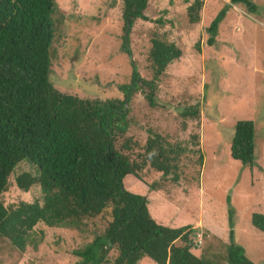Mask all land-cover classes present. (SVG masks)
<instances>
[{"label": "rangeland", "instance_id": "1", "mask_svg": "<svg viewBox=\"0 0 264 264\" xmlns=\"http://www.w3.org/2000/svg\"><path fill=\"white\" fill-rule=\"evenodd\" d=\"M191 1L149 0L143 12L147 21H135L128 32V58L121 52L119 0H55L53 18L60 20L61 37L52 41L56 60L50 66L51 81L60 93L79 99H121L118 87L130 83V61L141 79L151 78L145 63L151 34L172 43L181 55L156 82L155 106L149 107L136 93L127 105L128 127L115 146L130 138L135 143H130L129 156L134 159L149 130L166 147L182 151L178 180L171 182L170 176L163 178L145 167L139 173L141 182L126 176L123 189L147 199V212L157 224L190 227L194 234L189 239H201V245L190 251L193 255L213 250L222 254L217 248L228 244L230 227L233 244L252 263L264 264V234L250 225L253 213L264 217V0H250L253 15L239 5L229 6L212 46L206 44L205 28L228 0H203L199 22L188 24L185 9ZM157 19L165 23L158 26ZM190 110L197 112L196 117L183 119L182 113ZM238 121L254 124L250 169L229 158ZM195 152L201 156L200 164ZM27 171L28 165L20 163L9 175L0 196L4 206L41 197L37 186L27 193L15 186V178ZM150 184L158 191H147ZM104 226L98 218L86 221L80 230L38 224L36 230L44 237L35 251L26 248L20 253L0 239V264H73L72 251ZM139 264L153 263L143 259Z\"/></svg>", "mask_w": 264, "mask_h": 264}, {"label": "trees", "instance_id": "2", "mask_svg": "<svg viewBox=\"0 0 264 264\" xmlns=\"http://www.w3.org/2000/svg\"><path fill=\"white\" fill-rule=\"evenodd\" d=\"M119 1L124 30L121 52L131 58L128 32L135 21H147L143 12L149 0ZM202 1L188 3V24L199 22ZM235 5L248 15L256 13L250 0H228L205 28L208 46L214 44L226 9ZM55 13V0H0V196L20 163H26L29 171L15 178L17 189L27 193L37 186L41 193L32 203L4 206L0 200V239L20 253L26 248L35 251L44 237L42 230H36L38 224L80 230L86 221L98 218L105 226L72 251L73 264H139L143 259L153 264H254L233 244L230 227L228 244L217 248L222 254L213 250L193 255L190 251L197 248L192 242L201 239H189L194 234L190 227L157 224L147 212V199L123 189L126 176L141 182L139 173L145 167L163 178L170 176L171 182L178 180L182 151L166 147L149 130L141 154L134 159L129 156L130 143H135L130 138L115 145L129 124L130 99L140 93L154 107L156 82L180 51L151 34L145 56L149 80L141 79L130 61V83L118 87L121 99H79L60 93L51 81L50 66L56 60L52 41L61 37ZM196 115L194 110L184 111L182 118ZM254 131L251 121L236 122L229 146V158L249 169L254 165ZM195 153L200 164L201 156ZM155 186L147 185V191L157 192ZM250 225L264 234L262 215L253 213Z\"/></svg>", "mask_w": 264, "mask_h": 264}, {"label": "built area", "instance_id": "3", "mask_svg": "<svg viewBox=\"0 0 264 264\" xmlns=\"http://www.w3.org/2000/svg\"><path fill=\"white\" fill-rule=\"evenodd\" d=\"M192 244L194 248H198L201 245V242L198 239H194Z\"/></svg>", "mask_w": 264, "mask_h": 264}, {"label": "water", "instance_id": "4", "mask_svg": "<svg viewBox=\"0 0 264 264\" xmlns=\"http://www.w3.org/2000/svg\"><path fill=\"white\" fill-rule=\"evenodd\" d=\"M127 27V26H126Z\"/></svg>", "mask_w": 264, "mask_h": 264}]
</instances>
